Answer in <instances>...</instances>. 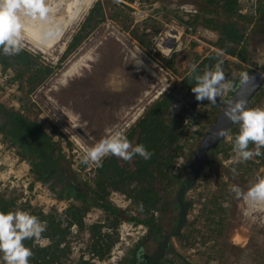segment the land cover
<instances>
[{
	"label": "rangeland",
	"instance_id": "374dc122",
	"mask_svg": "<svg viewBox=\"0 0 264 264\" xmlns=\"http://www.w3.org/2000/svg\"><path fill=\"white\" fill-rule=\"evenodd\" d=\"M97 1L54 54L47 55L23 39L22 49L30 52L32 63L53 69L43 80H39L37 67L31 71L23 64L19 53L4 55L0 49V193L14 202L16 209L39 218L57 214L62 219L68 232L59 245V257L54 258L55 254L48 258L49 264H123L145 242L148 252H156L155 239L144 225L116 218L94 205L86 211L83 226L77 222L70 224L66 210L72 202H81L61 196L69 191H78L83 196V184L94 183L97 165L82 162L84 150L98 142L107 129L123 128L128 134L145 109L167 89H173L177 98L172 113L181 108L187 110L181 137L184 155L175 172L192 175V169H187L192 154L230 90L214 104L205 100L193 107L192 96L181 90L178 83L193 64L197 65L212 52L238 60L216 47V30L186 23L190 14L213 12L201 0H149L130 4L132 10L127 11L134 16L135 24H141L139 32L143 33L146 27L153 37L149 53L114 20L102 19L99 14L82 33L95 23L97 26L69 53L70 43ZM260 8L264 9V0H241L235 19L243 27L252 60L242 62L239 70L229 75L223 70L228 81L230 74L237 79L242 78V73L250 75L261 60L258 49L264 39V23L259 20ZM172 29L181 33L178 45L164 51L159 39ZM133 52L140 53L147 66L139 64ZM79 59L76 73L62 82L64 71ZM257 106H264V88L251 103V107ZM20 115L35 125H25ZM57 117L64 126L54 122ZM66 130L79 137L84 147ZM19 133L20 140L13 138ZM37 147L44 149H38L36 154L33 151ZM233 147V136L228 135L213 152L194 186L182 196L184 205H179L180 208L172 202L176 195L172 188L163 192L169 205L156 212L155 217L160 218L166 233L171 234V246L165 252L167 258L181 264H264V221L254 210L258 203H249L246 198L249 187L264 176V154L244 161L237 157ZM232 185L239 186V195L231 191ZM108 196L116 207H130V199L122 191L111 190ZM180 211H184L185 219L179 229L174 228V222ZM100 225V233L114 243L104 254L94 249ZM58 240L59 237L46 230L42 239L34 243L50 246L54 252ZM0 264H5L2 253Z\"/></svg>",
	"mask_w": 264,
	"mask_h": 264
},
{
	"label": "trees",
	"instance_id": "16d2710c",
	"mask_svg": "<svg viewBox=\"0 0 264 264\" xmlns=\"http://www.w3.org/2000/svg\"><path fill=\"white\" fill-rule=\"evenodd\" d=\"M146 1L149 0L97 1L81 30L75 35L74 41L70 43L68 52L71 53L76 50L88 37L91 30L97 26L95 23L90 26L86 33H82L84 29L86 30V26L95 20V15L99 14L102 19L108 17L114 20L122 30L128 32L149 53L154 43L153 37L146 32V27L143 28V33L139 32L141 24H135L134 16L127 11L132 10L130 4H142ZM201 1L206 6L212 8L213 12L211 15L206 13L190 14V20H187L186 23L191 25L203 24L206 27L216 30L218 32L216 47L227 54L237 57L238 60L225 58L222 54L215 51L197 64V73L190 75V70L182 77L178 83V87L192 96L193 107L200 103L196 100L191 90L192 86L196 83L193 78L194 75H202L205 69L213 68L219 61H222V68L223 70H227L229 75V72L234 70L238 71L242 62L248 63L251 61L248 53L249 44L246 42L243 27L235 19L240 11L241 0ZM258 11L261 14L259 20L264 23V9L260 8ZM143 24L145 23L143 22ZM30 58H32V55L29 51L22 49L19 52V59L23 61V64L28 69L32 71L34 67H37L35 70L39 73V80H43L51 75L53 72L52 68H43L41 65L32 63ZM230 81L233 87L226 96L225 102L242 81V78L237 79L230 74ZM176 104L177 98L173 89H167L145 109L143 115L136 121L135 125L127 134L133 145L143 144L153 153L150 159L145 160L143 157L136 155L129 162L121 160L116 156H107L101 165L96 168V179L94 183L85 182L83 184L85 189L83 196L78 191H69L66 196H61L62 198H75L81 202L79 204L72 202L67 208L66 213L70 216V224L77 222L83 226L86 211L94 205L116 218L132 220L140 225H144L152 233L153 239H155V243L157 244L156 252L151 253L145 258L140 257V255H135L134 251L132 259L127 261L126 258L123 264H181L165 256V252L171 246L169 239V235L171 234L166 233L160 218L155 217L156 212L163 210L166 205H169L168 199L163 195L165 190L168 188L173 189L176 195L172 202L178 207L181 205V201H183L182 196L194 186L193 172L192 175L178 174L175 172L177 163L184 155V145L181 143V137L182 129L186 122L187 111L185 108H181L173 114V109L177 107ZM249 107H251V104ZM20 117V121L25 125H35L34 122H30L25 116L20 115ZM238 132L239 125L236 124L229 135H232L233 140H235ZM19 137L20 133L19 136H13V138L20 140L21 138ZM249 147L255 148L254 145H250ZM24 148L30 150L28 145H25ZM38 149L44 148L37 147L33 152L36 153ZM216 150L217 148L214 151ZM34 164L38 166L36 161ZM187 169L189 170L191 167ZM111 190H119L127 194L130 199V207L120 208L113 205L108 196ZM0 210L5 212L16 210L14 208V202L9 201L1 193ZM184 219V211H180L174 222V228L179 227L180 229L184 223ZM40 220L47 222V230L52 236L59 237L57 249L51 252L50 246L40 247L34 243V240H26L25 244L31 247L34 253L30 258V264H49L50 260L48 258H53L55 254L56 256L54 258H58L61 250L59 245L66 238L68 232L67 227H63L62 219L57 214L43 215ZM100 227L101 225L97 227L99 235L94 241V249L104 254L112 248L114 243L107 235L100 233ZM145 250L146 244L141 248L140 252L145 254L147 253Z\"/></svg>",
	"mask_w": 264,
	"mask_h": 264
},
{
	"label": "clouds",
	"instance_id": "9594fccd",
	"mask_svg": "<svg viewBox=\"0 0 264 264\" xmlns=\"http://www.w3.org/2000/svg\"><path fill=\"white\" fill-rule=\"evenodd\" d=\"M53 11L49 0H0V49L4 55L18 54L23 47L24 33L27 31L25 18L32 20H48ZM197 73V65L191 66L190 75ZM242 80L249 79L247 73H242ZM196 81L192 92L198 102L207 100L216 103L223 97L226 90L233 84L226 79L222 61L213 68L205 69L203 74L193 77ZM226 115L239 125L235 136L233 151L237 157L247 161L254 155L264 153V106L248 107L247 100H229ZM43 118V117H42ZM228 130L220 129L218 136H227ZM254 145L251 149L249 146ZM139 155L148 160L153 155L145 145H133L123 128L107 129L106 134L94 145L84 150V164L101 165L106 156H116L124 161H131ZM231 191L240 194L238 185H232ZM246 198L256 203L264 204V176L258 177L252 184ZM47 230V222L41 221L36 215L17 208L7 212L0 210V253L5 264H30L33 256L32 248L25 244L26 240L40 241Z\"/></svg>",
	"mask_w": 264,
	"mask_h": 264
},
{
	"label": "bare ground",
	"instance_id": "6f19581e",
	"mask_svg": "<svg viewBox=\"0 0 264 264\" xmlns=\"http://www.w3.org/2000/svg\"><path fill=\"white\" fill-rule=\"evenodd\" d=\"M94 1L95 0H49L53 11L49 14L48 20L42 21L39 19L32 20L25 18L27 31L24 33V40L47 55L54 54L57 47L63 46L68 34L87 13ZM176 31L178 35H181L179 30ZM165 37H167V34ZM160 46L162 47L161 44ZM133 55L138 60L139 64L147 66L146 61L140 56V53L133 52ZM83 61L82 59V63ZM80 63V59L72 63L62 74L61 81H65L66 78L76 73ZM73 136L75 141L81 147H84L83 141L79 137ZM251 202L252 201L249 200V203ZM254 210L257 211V215H260L261 219L264 221V204L258 203L257 208H254ZM247 211H250V209Z\"/></svg>",
	"mask_w": 264,
	"mask_h": 264
},
{
	"label": "water",
	"instance_id": "95a60500",
	"mask_svg": "<svg viewBox=\"0 0 264 264\" xmlns=\"http://www.w3.org/2000/svg\"><path fill=\"white\" fill-rule=\"evenodd\" d=\"M180 35H178L175 29L167 32V37H161L159 43L162 45L164 51L174 49L177 47ZM263 60L257 61L258 68L249 75L247 81H241L239 85L234 89L229 100L235 101L239 99L247 100V106L249 107L252 100L260 92L264 86V50L261 52ZM226 101V102H227ZM225 104L219 110L215 120L209 125L205 131L198 147L192 154L190 167L193 172V183L198 178V175L203 171L204 167L208 163L209 159L213 155V152L218 146L227 138V136L220 137L217 135L220 129L228 130V133L233 129L236 123L232 122L226 115V109L228 104Z\"/></svg>",
	"mask_w": 264,
	"mask_h": 264
},
{
	"label": "flooded vegetation",
	"instance_id": "af4514ba",
	"mask_svg": "<svg viewBox=\"0 0 264 264\" xmlns=\"http://www.w3.org/2000/svg\"><path fill=\"white\" fill-rule=\"evenodd\" d=\"M264 50V39L262 40V43H261V45H260V49H258V51L260 52V55H261V60H263V55H262V51ZM252 60V59H251ZM260 60V61H261ZM256 61V60H255ZM257 63V62H256ZM258 68V63H257V65H256V68H254V69H252L251 70V74L256 70ZM250 74V75H251ZM249 76V75H248ZM263 88H264V86H263ZM262 88V89H263ZM261 89V90H262ZM260 90V91H261ZM178 199H180L179 197H178ZM181 204H182V206L184 205V202L183 201H181ZM165 231H167V230H165ZM150 232V231H149ZM150 236H151V238H153V235H152V233L150 232ZM146 244V242L145 243H142V244H140L134 251H135V255H140V257L142 256V257H147L148 255H150L151 253L150 252H148L147 250H145L147 253H141L140 252V250H141V248L144 246ZM146 247H147V244H146ZM133 257V256H132ZM132 257H128L127 258V261L129 260H131L132 259Z\"/></svg>",
	"mask_w": 264,
	"mask_h": 264
},
{
	"label": "built area",
	"instance_id": "2783aa9c",
	"mask_svg": "<svg viewBox=\"0 0 264 264\" xmlns=\"http://www.w3.org/2000/svg\"><path fill=\"white\" fill-rule=\"evenodd\" d=\"M54 122L56 123V124H58V125H61V126H64L63 124V121L60 119V117H57V118H55L54 119ZM67 131V130H66ZM68 132V135H70L71 137H73L74 138V134H72V131H67ZM76 136V135H75ZM84 149V148H83Z\"/></svg>",
	"mask_w": 264,
	"mask_h": 264
}]
</instances>
